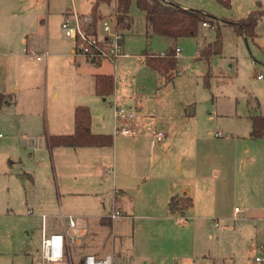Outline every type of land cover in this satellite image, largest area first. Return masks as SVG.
<instances>
[{
    "label": "rangeland",
    "instance_id": "1",
    "mask_svg": "<svg viewBox=\"0 0 264 264\" xmlns=\"http://www.w3.org/2000/svg\"><path fill=\"white\" fill-rule=\"evenodd\" d=\"M173 1L204 9L216 24L201 25L197 37L174 40L154 34L134 0L130 27H120L128 54L116 60V68L108 61L100 66L114 76V94L100 96L93 73L98 66L82 61L78 68L74 60L55 57L47 62L42 55L48 35L61 42L67 38L60 13H91L94 0H0V91L9 100L0 109V264H41L43 215L50 224L62 220V211L76 216L88 233L71 245L75 262L92 251V244L106 245L114 253L113 264H264L255 259L264 244V135H251L253 118L264 116V79L258 78L264 71V14L254 38L239 35L232 25L264 11V0H232L230 8L217 0ZM115 10L114 2L102 3L96 13L115 19ZM218 33L222 52L206 59L201 49ZM22 38L35 40L33 54L24 52ZM176 46L182 49L178 66L166 81L145 57ZM11 47L17 56H11ZM115 94L134 107V122L142 131L167 133L153 160L159 162V172L167 171L179 185L193 192L202 189L192 210L148 219L138 207L134 218L115 220L117 227H99L91 217L94 185L81 173L70 179L55 171L46 135L65 129L73 100L91 109L93 130L112 133ZM103 178L97 174L91 181L111 182V177ZM61 189L81 194L64 195ZM130 193L138 196L132 201L139 205L140 187ZM28 205L34 214L27 212ZM208 205L214 206L207 214L212 226L200 231L198 217ZM195 236L211 255L206 263L191 242Z\"/></svg>",
    "mask_w": 264,
    "mask_h": 264
},
{
    "label": "crops",
    "instance_id": "2",
    "mask_svg": "<svg viewBox=\"0 0 264 264\" xmlns=\"http://www.w3.org/2000/svg\"><path fill=\"white\" fill-rule=\"evenodd\" d=\"M66 13L67 11L66 12L63 11L60 13L61 23ZM62 40L63 42L59 41L56 36L50 37L48 35L46 37L45 49L48 52L50 51V48L52 49V51H50L49 55L46 57L47 62L48 60L50 61V59H52L53 57L64 58L70 62L74 60V62L78 63L77 67L79 68L82 61L85 60L82 58H76L74 56L73 53L74 44L72 40L67 38H64ZM22 42L25 43L27 42V44L23 49L24 52L26 53L30 52L32 54L35 52V48L33 47V45L36 46L35 40L32 43H29L28 39L24 38ZM12 48L13 47H11V49ZM10 52L12 53L11 56H17V54L14 53L13 49L10 50ZM103 63L104 62L94 65V66H98V68H96V70L93 71L94 86H95V76L97 74L112 75L111 73L104 71L103 69H100V66ZM18 88L19 87H17V89ZM112 94H114V92ZM58 95H59L58 92L54 93L55 97H58ZM115 101H118L119 103L123 104L122 97L118 96V94H115L113 105ZM79 105H83V103L74 99L71 105L69 106L68 113L66 115V116H72V119H68V123L65 129L61 130L60 131L61 133L59 134L74 133L75 110ZM131 107L134 109L132 105ZM135 125L139 131L138 135L129 136L124 134H115V132L111 133L110 131H108L107 133V131H103L99 129L95 131L93 130L91 123V131L93 133H97V134L104 133V134L113 135V144L109 146H86V147L58 146V147L50 148L48 146V142L46 139V144H47L46 147L50 151V155L54 162L55 171L57 173L63 172L64 174L69 176L70 179L74 177L76 178L77 175L81 173L88 178L91 185H94L93 186L94 190L91 191V194L93 195L94 198L90 199L91 201L90 206L93 210L91 217L98 219L99 227H105L107 224L109 225L113 224V228L117 227L118 223L114 222L115 220L125 215L129 218L130 217L134 218V214L132 213V211H135L136 213L138 207H141L143 208V210H145L146 213H144L143 216L148 219L159 218L162 216L163 213L167 215V213L173 214V213L182 212L179 210L171 211L169 204L172 198H177L183 201L185 200L188 201L190 198L191 204L187 207V211L190 209L192 210L195 207L194 198L196 200L197 196L200 195V191L202 190L198 186L196 191L193 192L188 187L186 189L185 187L179 185L175 180H173V178L170 177L167 171H164L163 173L159 172L161 170V169L159 170L158 167L160 164L159 162L153 160L154 159L153 153L156 149L157 144L164 142V140H162L161 142H155L153 134L157 131H150V130L142 131L140 123L135 122ZM44 151L46 150L44 149ZM17 159L19 160V158L15 156L14 166L18 165V163L15 162L17 161ZM109 168L113 169V173L105 174V171ZM178 171L180 173L183 172L182 167L181 169H178ZM221 172L222 171L219 170L217 171V174H220ZM97 174H100L101 176L103 175L105 177V179L103 178L104 181H107L106 177H111V182H106L107 184L105 183L98 184L95 181L96 183L93 184L91 180H93ZM194 179H197V177H195ZM136 187H140L143 196L141 203L139 205L136 201L135 203H133L132 198L134 196H132L130 193ZM60 192L61 193L63 192L64 195L68 194L69 196L81 194L76 191H70V190L67 191L66 189H63ZM134 198L135 200H137L138 196L135 195ZM97 201L98 204L96 203ZM115 209L120 210L122 212V215L115 219H112L110 215L111 212ZM213 210H214L213 205H208V208L202 210L204 215L198 217L200 223L197 225L200 231L204 230L205 226L208 225L207 223L210 217L207 214ZM68 216H73L78 221L80 226L84 228L83 227L84 225L83 226L81 225V222L78 220L76 216L72 214H66L62 211L61 214L62 220L59 222H54L49 224L46 218L45 220L46 231L63 232L66 228L65 227L66 224L65 221H63V217L68 218ZM208 226L211 227L212 224ZM213 226H215L214 222H213ZM215 227L220 228L221 224ZM84 231L85 233L83 234V236L88 234L85 228ZM42 232H43V220H42ZM212 236L213 234L210 233L209 237ZM82 238L79 243H81ZM191 242L194 243V249L195 250L198 249L200 254L202 255L203 262L206 263L208 260H211L210 253L209 254L205 253V249L202 248L203 246L202 240L200 242H197V236H195L193 239H191ZM90 248L92 249V251H89L88 253H93L98 256H104L107 254H112L114 256V253H112L106 245L92 246L91 244ZM146 249H149L148 245ZM215 257L216 255H214L213 258Z\"/></svg>",
    "mask_w": 264,
    "mask_h": 264
},
{
    "label": "trees",
    "instance_id": "3",
    "mask_svg": "<svg viewBox=\"0 0 264 264\" xmlns=\"http://www.w3.org/2000/svg\"><path fill=\"white\" fill-rule=\"evenodd\" d=\"M134 0H94L92 13L96 18L101 17L96 13L102 3H116V19L122 28L130 27L128 20L131 19L130 9ZM139 9L144 11L147 25L157 35L170 37L174 40L185 37H197L201 25L205 22L214 26L216 20L212 14L204 9L182 7L173 0H135ZM223 6L230 8L232 0H217ZM264 11L256 10L246 18L232 22L235 31L244 37L256 35V26ZM219 28V27H218ZM222 52V41L220 34L214 42L207 44L201 49V55L210 59L213 55ZM176 47H170L166 56L147 53L146 64L164 75L166 81L172 80L173 72L178 66ZM115 78L110 74H97L95 76V91L100 96H108L114 92ZM7 95L0 92V109L7 103ZM92 114L91 109L85 105L77 106L75 110V131L72 134H48L46 139L50 148L65 147H86V146H109L113 144V135L104 133H93L91 131ZM251 135L255 138L264 135V116L253 118ZM183 200L172 198L169 206L171 211L185 210L190 204V198L186 204ZM186 201V200H185ZM178 206L175 208L174 206Z\"/></svg>",
    "mask_w": 264,
    "mask_h": 264
},
{
    "label": "built area",
    "instance_id": "4",
    "mask_svg": "<svg viewBox=\"0 0 264 264\" xmlns=\"http://www.w3.org/2000/svg\"><path fill=\"white\" fill-rule=\"evenodd\" d=\"M202 25L208 26L205 22ZM61 29L63 35L73 41L74 56L82 58L93 65L108 61L116 67V60L122 55L128 54L125 51V35L118 25L116 17L115 19L96 18L93 13L69 11L63 18ZM181 51L182 49L176 46V55ZM42 55L47 57L49 52L46 50ZM160 55L166 56L167 52L163 51ZM37 58L40 60L42 56ZM258 78L264 79V71L258 74ZM113 107L115 134L138 135L139 131L134 122L135 109L118 101L114 102ZM220 134V132L217 133V135ZM153 136L155 142H161L167 134L163 130H159ZM2 137L3 134L0 133V138ZM109 173H113L112 168L105 171V174ZM236 211H239L238 208H236ZM27 212L34 214V207L28 205ZM121 215L122 212L115 209L111 212L110 217L115 219ZM42 220L41 264H113L114 256L112 254L98 256L93 253H86L77 262L73 260L71 245L74 242L79 243L85 233L84 228L73 216L63 217L66 224L63 232H47L45 229V215H43ZM213 222L215 226H219L217 220ZM261 249L262 255L255 258L258 262H264V244L261 245Z\"/></svg>",
    "mask_w": 264,
    "mask_h": 264
}]
</instances>
